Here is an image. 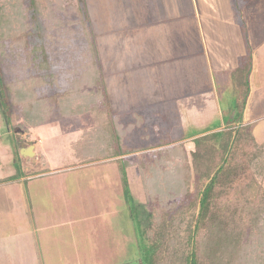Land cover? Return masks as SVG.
<instances>
[{"label": "rangeland", "instance_id": "rangeland-1", "mask_svg": "<svg viewBox=\"0 0 264 264\" xmlns=\"http://www.w3.org/2000/svg\"><path fill=\"white\" fill-rule=\"evenodd\" d=\"M103 1L118 4L125 0H38L39 6L29 11V46L6 45L0 57L3 81L13 83L34 77L37 97L43 102V113L38 111L35 116L38 124L28 125L22 107L12 103L10 93L5 92L4 99L0 91V185L6 195L0 204V264H139L136 221L146 229L151 225V216H161L166 203L179 199L173 188L167 187L164 206L159 202V184L166 188L168 170L181 162V153L165 152V148L176 145L173 142L178 135L160 139L150 136L141 142L142 148L136 137H130L132 151L126 154L129 165L125 171L138 210L136 220L124 198L116 159L77 163L73 145L83 133L95 129L94 118L98 116L95 106L83 104L82 99H73L68 107L66 103L67 90L79 89V78L89 71L81 57L85 40L77 8L86 11L94 30L100 22L105 23L103 35L117 38L111 51L120 54V68L130 64L129 79L137 78L131 80L135 91L137 84L160 80L165 83L162 95L174 101L185 91L196 94L188 109L198 121L186 118L189 112L177 115L187 111L183 104L171 106L174 113L161 103L146 106V118L156 121L159 133L174 131L190 143L219 126L223 130L241 110L240 124H250L256 141L264 143V39L258 55L254 47L255 34L260 35L258 30H262L259 18L264 22L262 0H193L197 12L176 19L174 30L157 23V15L147 9L153 8L152 0H134L137 7L133 10L118 9L120 6L94 8ZM146 20L152 21L147 24L150 27L143 24ZM173 36L177 55H181L180 50H189L184 57L166 55L172 52ZM244 37L247 39L241 41ZM35 46L45 47L48 67L37 63L42 59L39 51L38 59L31 60ZM132 46L139 51L144 48V54L155 51L162 63L158 60L156 67L144 69L143 64L124 53L125 49L132 53ZM253 63L254 74L250 73L247 85L250 93L244 101L240 90L246 87V73ZM102 73L105 75L106 69ZM107 90L105 96L110 97ZM134 90L122 88L131 93L129 102ZM195 103L197 107L192 106ZM61 106L69 110L61 112ZM247 108L249 113H244ZM159 109H163V116L158 118L161 121L153 115ZM98 127L97 136L102 138L106 128L102 123ZM31 144L35 155L21 156L20 149ZM153 144L163 147L151 149ZM261 156L256 161L259 172L264 169V151ZM259 172L257 177L264 184V174ZM6 183L8 186H4ZM240 253L239 264H264V236L243 241ZM201 258L205 261L204 253Z\"/></svg>", "mask_w": 264, "mask_h": 264}, {"label": "trees", "instance_id": "trees-1", "mask_svg": "<svg viewBox=\"0 0 264 264\" xmlns=\"http://www.w3.org/2000/svg\"><path fill=\"white\" fill-rule=\"evenodd\" d=\"M37 6L38 0H0V57L6 45L18 48L29 46V11ZM76 10L85 40L81 57L85 59L89 71L79 78V89L72 87L67 90L66 103L68 107L73 99H82L83 104L95 106L93 110H97L98 116L94 118L95 129L83 133L73 145L75 157L78 164L116 159L124 198L131 217L136 220L138 210L127 186L125 171L129 165L126 154L132 150L123 145L125 134L130 129L112 118L114 115L107 109L98 72L92 25L84 9ZM33 49L31 60L38 59L39 51L42 59L37 63L48 67L45 47L35 46ZM34 81L35 78L29 76L13 83L4 82L0 63L2 96L6 99L5 92L10 93L12 103L22 107L28 125L38 124L35 116L38 111L41 112L40 105L43 103L37 97L38 86L35 88ZM247 81L244 83L245 89L240 90L244 101L249 92ZM67 107L61 106V112L67 111ZM240 114L241 110L223 130L195 139L189 147L177 143L165 148V152L181 153V162L168 170L166 188H160L159 184V202L164 206L167 187L173 188L174 195L177 194L179 199L166 203L161 216H151V225L146 229L141 228L139 220L136 221L139 264H239L243 241L250 242L264 236V184L257 177L259 169H256V161L262 157L264 143L256 141L250 124H240ZM101 123L106 128L102 138L97 136ZM261 172L264 174L263 168ZM143 184L147 185L149 195V184L145 177ZM4 193L0 185V204L6 198ZM154 223L156 226L153 228ZM201 253L206 256L205 261Z\"/></svg>", "mask_w": 264, "mask_h": 264}, {"label": "crops", "instance_id": "crops-1", "mask_svg": "<svg viewBox=\"0 0 264 264\" xmlns=\"http://www.w3.org/2000/svg\"><path fill=\"white\" fill-rule=\"evenodd\" d=\"M108 4H107V2L103 1L100 3V6L95 5L94 8L106 10L108 8L115 9V8H118V6H120L118 9L128 10L129 8H132V10H133L134 8L137 7V5L134 3V0H125V1L118 3V4L108 2ZM152 5H153V8L150 9L147 7V9L153 10L154 13L157 15V17H158L156 19L157 23L158 24H164L163 26L170 25L173 28V30H174V25L176 23L175 21H177L176 19H179L184 15H186V16L192 15V14L195 15V13L197 12L195 4L193 3V0H152ZM115 6H117V7H115ZM263 7H264V0H262V5L260 6V8L262 9ZM97 12H99V11H97ZM147 15H149L148 12H146V16ZM124 16L126 18L127 13H124ZM125 18H124V20H126ZM151 22L152 21L148 22L146 20L143 24L147 27H150L151 25H147V24H149ZM103 24H105V23L100 22L98 24L97 29H95V30L92 27L94 38H95L96 49H97L98 72L100 73V77L102 75L101 85L103 87V90L105 89L104 92L107 89H108L107 90L108 93L110 92V97L105 96L104 98H105V102H106L105 104H107L111 115H114V117H112V118L117 119V121H119V123L123 124L124 126H127V128L130 129V130H128V132H126V134H125L126 137L123 140V145L127 146V147L124 146V148L130 149L129 146H130V143H132V141H131L132 139L130 140L131 136H133V138L136 137L139 140V141L137 140V142L139 144V147L142 148L143 144H141V142H143L144 140H146V138H148L150 136H154V137L158 138V137H166V136H171V135L173 137L175 135H178L177 136L178 138L176 139V141L173 142L174 144L182 143L185 146L189 147L191 145L190 144L191 142L189 143L190 139L185 140V138L179 137V134H176V132H174V131H170V132H168V134L167 133H164V134L159 133V129L157 127L156 121L147 120L146 114H145V108H146V106H148L150 104H158V103L160 104L161 103L162 106L167 105V106H170L167 108L171 109L175 105H182L183 104L186 107L187 111L183 110V111H180V113H178V114L176 111L175 113L178 116H184L187 112H189V115L186 114V118H188L189 120L198 121L199 118L195 117L194 115H191V112L188 109V106L191 102L192 96H195L196 94L192 95L189 91H185L186 94L184 96L180 95V97L175 101L168 95H164L166 97V99H165L164 96L162 95V93H163L162 86L165 83H163V82L161 83L160 80H158L157 82L155 80H153L154 82L137 84V86H136L137 91H135L134 90V88H135L134 84L135 83H133L132 81H135L137 78H135L134 80L129 79L130 72H131L130 64H128V67L126 69H122V67L121 68L119 67L120 65L117 62V59L119 58L120 54L117 51H111V48L114 44L113 42H116L117 38H114V39L111 38L110 39V38H107L106 35L104 36L103 34H104L105 30L101 29L104 26ZM255 24H257V23H255ZM258 24L262 25V30H258L260 35L255 34V41H254V42H256V44L254 46L256 49L255 55H258L259 51H262V48H263V44L261 43V41L264 39V35L262 33V32H264V22H263L262 17L259 18ZM91 25H92V23H91ZM260 25H258V26H260ZM249 34H251V33H248V35ZM173 38H174V36L170 38L171 43H172V47H171L172 52L170 51L171 53L166 54V55H170L172 58H173V56L174 57H180V56L184 57L186 54H188L189 50H185V51L180 50L179 52L181 55H177L176 51H175L176 50V48H175L176 42L172 41ZM246 39L247 38L244 37L241 41H244ZM132 49H133L132 53H129L128 49H125L126 52H124V53L129 54L131 57L135 58V61L136 62L138 61L139 64H143L144 69H147V66L153 67V68L156 67V64H157L156 62L159 59H157L158 55H156L155 51H153V54H150V51L148 50V53L144 54V52H143L144 48L142 49V51L141 50L139 51L138 49H134V47L132 46ZM261 54L263 55V53H261ZM141 55L142 56L144 55V59L141 58ZM162 61H163V59H160L158 61V63L161 64ZM254 64H256V63H253V67L251 70L250 69L247 70L248 84H249L250 73L254 74V70H255L254 68L256 66ZM103 69H106L105 75H103V73H102ZM149 71L150 70H148V72ZM124 82L127 85L121 86V84ZM103 85L106 86V88ZM122 88L126 89V90L133 88L134 91H131L132 95H133L132 96L133 100L131 102L128 101L129 98L131 97V93L127 92V91H122ZM179 88H184V87H179ZM186 90H189V89L187 88ZM129 93H130V95H129ZM248 93H250V91ZM128 95H129V97H128ZM171 106H173V107H171ZM192 106L197 107V103L193 104ZM163 109H164V107H163ZM163 109H159V110H156L155 112H153V115H157V117H155V120H157V121L162 120V119H158V118H161L163 116ZM171 110L173 112V109H171ZM245 112H248V108L244 111V113ZM125 116H131V119L128 120L125 118ZM189 120H187V121L189 122ZM229 124H231V123H229ZM185 125H186V123H185ZM161 126L164 129V126L163 125H161ZM221 128L222 127L219 126L216 131H221L222 130ZM173 130H176V129H173ZM177 130H179V129H177ZM158 139H160V138H158ZM191 140H193V139H191ZM173 143H167V145L169 146V145H172ZM157 144H159V141ZM157 144H155V146L153 144L152 146H154V147L151 149L163 147V146H159V145L157 146ZM164 146H166V145L164 144ZM35 150H34V152L36 153ZM83 165H86V164H83ZM4 186H8V183H6ZM4 191H5V189H4Z\"/></svg>", "mask_w": 264, "mask_h": 264}, {"label": "water", "instance_id": "water-1", "mask_svg": "<svg viewBox=\"0 0 264 264\" xmlns=\"http://www.w3.org/2000/svg\"><path fill=\"white\" fill-rule=\"evenodd\" d=\"M21 156L33 157L35 155L34 145H29L20 149Z\"/></svg>", "mask_w": 264, "mask_h": 264}]
</instances>
